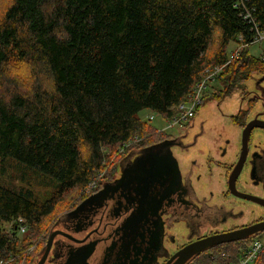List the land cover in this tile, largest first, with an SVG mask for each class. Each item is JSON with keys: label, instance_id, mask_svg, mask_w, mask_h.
Returning a JSON list of instances; mask_svg holds the SVG:
<instances>
[{"label": "trees", "instance_id": "trees-1", "mask_svg": "<svg viewBox=\"0 0 264 264\" xmlns=\"http://www.w3.org/2000/svg\"><path fill=\"white\" fill-rule=\"evenodd\" d=\"M246 8L264 27V0L11 1L0 22V162L50 178L56 193L38 202L32 190L0 183V264H19V244L28 231L39 239L59 198L86 189L103 172L112 177L117 163L151 137H168L153 127L148 132L142 111L171 118L212 67L225 66L218 81L226 91L262 73L264 61L249 50L227 63L230 45L251 37ZM21 63L31 69L27 83L9 74ZM135 138L124 156L106 164V152ZM19 218L27 233L2 228ZM258 237L215 246L189 264L233 261ZM254 264H264V247Z\"/></svg>", "mask_w": 264, "mask_h": 264}, {"label": "flooded vegetation", "instance_id": "flooded-vegetation-1", "mask_svg": "<svg viewBox=\"0 0 264 264\" xmlns=\"http://www.w3.org/2000/svg\"><path fill=\"white\" fill-rule=\"evenodd\" d=\"M260 74L255 80H243L239 86L210 97L217 100L226 123L221 126L209 125L207 119L199 121L190 146L184 145L185 128L206 106L205 96L176 134L135 147L137 151L171 141L180 180L177 174L175 178L165 174L152 181L147 178L150 189L146 196L144 182H135L130 190L120 188L104 202L85 205L75 213L87 195L55 220L49 235L57 236L45 264L73 262L75 254L94 243L88 264H166L192 242L264 223V70ZM235 94H239L238 107L230 114L223 113L222 103ZM251 123L260 126L245 132ZM159 153H168L167 147H161ZM136 156L121 164L124 156L115 174L102 184L118 180L121 166L131 167ZM256 235L263 236L264 231Z\"/></svg>", "mask_w": 264, "mask_h": 264}, {"label": "rangeland", "instance_id": "rangeland-1", "mask_svg": "<svg viewBox=\"0 0 264 264\" xmlns=\"http://www.w3.org/2000/svg\"><path fill=\"white\" fill-rule=\"evenodd\" d=\"M11 1L12 0H0V22H1V19H2V16H3V13L6 7L11 3ZM218 36H219V33L215 34L211 42V46H210L211 52L208 57L209 59L213 57L214 53L212 51L214 50V47L217 43ZM235 45L236 44L230 45V47L228 48V54L235 48ZM248 50H249V55L257 59H260V57L264 55V42L262 44H254ZM9 74L14 78L23 81L24 83H27L28 81L32 80L30 66L26 63H21L19 65L11 66ZM255 78H257V76L251 78V80H255ZM223 89H224L223 83L216 81L214 83V87L208 90L206 94L204 95L206 97L205 99L206 106L205 107L202 106L201 112H199L200 114L197 113L198 115L196 117H193L190 120L191 121L190 126H188L187 129L185 128V132L187 131L188 133L187 134L183 133L184 135L186 134L185 139H184V145L186 147L190 146L192 142V133L195 130L196 123H199V121H202V120L206 121L207 119L209 125H221V126L225 125L226 122L221 119L224 117L222 116L221 112L218 109L217 100L214 101L213 99L210 98L214 94H220L221 92L224 93L226 90L225 89L223 90ZM238 95L235 94L231 97H228L222 103L221 110L223 111V113L230 114L232 113V111H234L238 107V97H239ZM138 117L141 119V121L147 124L146 128L150 127V130L148 132L153 131L151 127L155 128L156 131L158 132L166 133L168 136H171L172 133L176 134L179 131L178 130L179 128H176L173 131H169L168 122L166 121V118L163 115L153 112L151 110L142 111L138 115ZM151 117H153L152 120H151ZM189 133L190 135H188ZM157 137L155 138L151 137L149 141H147V144H151L157 140L162 139L161 136L158 138ZM130 146L128 147L123 146L120 148L117 147V148L112 149L111 151L106 152L107 153L106 159H105L106 164L109 163L110 166L113 165L114 162L117 161V159H120L119 158L120 156H124L123 154ZM81 154L83 156L82 158L86 159L89 154L88 148L82 146ZM105 175L106 173L103 172L99 175V177L97 176L98 183H99V180L101 179H103V181L106 180ZM0 183H5L7 186H10L12 188L22 190V191L27 190V189L32 190L36 196V199H38L37 200L38 202H42L43 200L51 196H54L56 193L55 184H53L50 178L42 176L41 174L34 172V170H30L26 168L25 166L20 165L13 160H8L4 164L0 162ZM85 194H86V191L82 189L81 191L77 193H74V194L69 193L68 195L59 198L61 199L60 200L61 202L58 206V210L51 217L47 218V220H45L42 223L43 232L45 234L41 232L39 239H38L39 235L37 237H32L33 234L31 231H28V233L26 232L27 233L26 235L28 236L24 239V241H21V243L19 244L18 251L21 252L20 254H22L20 258L17 260V261H20L19 264H31L32 259L34 258L36 253L44 245L45 237L48 235L50 228L52 227L55 219L57 218L56 213L61 212V211L65 212L73 208L84 197H87V195ZM2 228L6 231L7 230L10 231L9 224H3ZM18 236L22 237V235H18ZM31 237L34 239L32 242H30ZM258 239L262 240L264 243V235L263 236L261 235L260 237H258ZM35 242L36 243L40 242V244L38 248L32 252V249L34 247L33 245L35 244Z\"/></svg>", "mask_w": 264, "mask_h": 264}, {"label": "water", "instance_id": "water-1", "mask_svg": "<svg viewBox=\"0 0 264 264\" xmlns=\"http://www.w3.org/2000/svg\"><path fill=\"white\" fill-rule=\"evenodd\" d=\"M260 75L261 74H254L251 78L256 76L258 77ZM252 126L258 127L260 125H255L251 123V125L249 124L245 132L250 130ZM161 147H167L168 153H159ZM170 148L171 141L165 140L161 143L159 142V144L151 145L150 147L148 146L137 151L132 150L121 161L122 164L126 160H130L134 157L135 154H137L132 166H121L122 176L113 183L103 184L102 189L87 197V199L78 207V209L75 210V213L82 210L85 205H93L98 204L100 202H104L110 194H114L120 188L130 190L131 185H133L135 182H144L142 187L144 191L143 194L146 196L148 195L150 189L149 181H152V179L157 175L161 176V174H165L166 178H175L174 174H177V178L180 180V170L178 161L174 157V154L172 153ZM147 178L150 179L148 182H146ZM160 203L161 201H159V204ZM262 231H264V223L256 224L233 232L208 236L206 238L192 242L191 244L185 246L173 257H171V259L166 264H189L196 256L215 246L230 244L242 241L244 239L252 238ZM63 235L68 237L65 234ZM56 236L57 233H50L46 246L34 258L33 264H45V262L51 255L50 252L53 249ZM95 245L96 244L94 243L92 247L89 246L85 250H83V252L75 254L73 256L74 261L71 262V260H68L65 264H88V260L93 255Z\"/></svg>", "mask_w": 264, "mask_h": 264}, {"label": "built area", "instance_id": "built-area-1", "mask_svg": "<svg viewBox=\"0 0 264 264\" xmlns=\"http://www.w3.org/2000/svg\"><path fill=\"white\" fill-rule=\"evenodd\" d=\"M237 6L240 5L237 4ZM245 10L246 12L242 14L243 19L249 21L253 25H251V37L250 39H247L245 35H240L237 38L236 43H233L236 44L235 48L229 53V59L227 62L228 64L232 63L233 61H236V59H240L239 57H241V55L244 53V44L246 42H249L251 46L254 44H262L264 42V27L261 26L259 20L255 18L247 8ZM260 60L264 61V55L260 57ZM224 67L225 66H216L207 69L204 72L200 83L197 84L188 99L172 108V117L169 119L166 118V121L168 122L169 131H173L176 128L181 129L193 117L206 92L212 89L214 87V83L220 78ZM152 119L153 117H151V120ZM138 140L139 138H135V140H130L124 146L128 147ZM97 183V180L94 181V183H90L86 187V189H84V191H86L85 195H91L95 193L99 188V184ZM10 226V228L16 226L15 231L17 232V234H24L27 230L25 221L21 218L13 221ZM263 247V241L256 238L252 240L247 247L241 250L239 256L235 260L231 261L227 258V256L224 257L223 255L226 260H224V262L222 263L217 262V264H254L257 260V257H259V255L261 254ZM214 259L215 257L213 256L212 260Z\"/></svg>", "mask_w": 264, "mask_h": 264}, {"label": "bare ground", "instance_id": "bare-ground-1", "mask_svg": "<svg viewBox=\"0 0 264 264\" xmlns=\"http://www.w3.org/2000/svg\"><path fill=\"white\" fill-rule=\"evenodd\" d=\"M251 47V45L249 44V42H246L244 44V52L248 51V49ZM20 219V218H19ZM22 219V218H21ZM24 220V219H23ZM25 221V220H24Z\"/></svg>", "mask_w": 264, "mask_h": 264}]
</instances>
